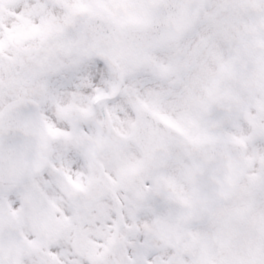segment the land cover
Segmentation results:
<instances>
[{"label":"snow or ice","instance_id":"snow-or-ice-1","mask_svg":"<svg viewBox=\"0 0 264 264\" xmlns=\"http://www.w3.org/2000/svg\"><path fill=\"white\" fill-rule=\"evenodd\" d=\"M0 264H264V0H0Z\"/></svg>","mask_w":264,"mask_h":264}]
</instances>
